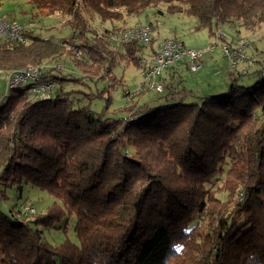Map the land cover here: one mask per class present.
I'll list each match as a JSON object with an SVG mask.
<instances>
[{"label": "trees", "instance_id": "trees-1", "mask_svg": "<svg viewBox=\"0 0 264 264\" xmlns=\"http://www.w3.org/2000/svg\"><path fill=\"white\" fill-rule=\"evenodd\" d=\"M5 1L12 0H0V8ZM25 4L23 41L0 37V73L68 57L80 77L47 66L60 73L48 98L37 97L35 82L0 92V202L14 189L20 199L24 185L58 201L34 222L18 217V205L9 214L0 208V264H264V69L248 71L259 79L244 86L238 81L248 74L231 68L237 75L230 73L226 93L188 102L196 96L184 83L194 73L181 63L159 78L162 93L142 83L141 93L108 112L110 88L122 83L114 67L127 62L142 70L157 54L155 36L123 45L110 38L134 27L133 18L162 5L195 18L211 36L223 26L239 28L232 44L243 30L264 27V0ZM57 14L68 38L37 32L40 20ZM136 24L155 29L153 22ZM96 98H106L101 113L92 108ZM223 191L235 203L218 211ZM71 216L76 242L52 244L45 231ZM204 237L211 241L198 246Z\"/></svg>", "mask_w": 264, "mask_h": 264}, {"label": "rangeland", "instance_id": "rangeland-1", "mask_svg": "<svg viewBox=\"0 0 264 264\" xmlns=\"http://www.w3.org/2000/svg\"><path fill=\"white\" fill-rule=\"evenodd\" d=\"M165 9L166 8L162 5L157 9H148L140 17L133 18L130 25L135 26L137 25L136 23L146 24L147 22H153L155 29L152 31H154V36L158 40L176 37L181 40L189 49L207 50L217 43L214 51H208L204 54L203 64L200 70L194 74H188L186 76L184 85L187 89L192 90L197 97L190 98L188 102L200 101V98H203L206 95L220 96L226 93L231 80L230 73L234 72L235 75H237V71L231 70V62L223 56L222 46L225 42L229 43L231 40L236 38L238 35L237 30L239 28L223 26L220 32L224 35V39L219 40L217 38V30L216 33L211 36L207 29H197V21L195 18L188 16L185 13L168 14ZM28 10L29 8L28 5L25 4V0L5 1L0 8V17L6 15V18H14L13 20L15 22L21 24L22 17L25 12H28ZM156 12L157 14H155ZM161 12L163 14H161ZM64 20L65 17L60 14L45 17L44 19L40 20L39 23H37L36 30L37 32L41 31L44 37H49L55 40L68 38V35H70V29L66 26H63ZM91 26L92 28H96L97 22L92 20ZM104 26L109 27L110 23H106ZM239 39H244L248 43L244 53L247 57L246 59H248L245 61L247 65L239 72H242V74H248V69H253L254 67V70L264 69V27L256 26L253 30H243ZM69 48L72 50L74 49L72 46ZM56 63H62L63 71H66V73H71L73 78L80 77L77 69L72 65L68 57H63ZM141 72V69L138 70L137 66H135L133 63L129 64L127 62H119L114 67V74L118 79H121L122 83L118 86H115L114 88H110L112 96V101L108 109L110 114L115 113V111L118 112L120 108L125 106L126 101L131 100L133 96L135 97V95L143 91V78L141 76ZM53 74L60 73L59 71L55 70L53 71L52 76ZM10 75L11 73L7 71L0 73V92L2 95L7 94L9 90ZM258 77L259 76L250 73L248 75L241 76L238 82L241 85L250 86L259 79ZM90 86L94 91H96L95 85L90 84ZM78 88L81 90L86 89L85 87L82 88L81 86H78ZM97 88L102 91L104 88L103 82H100L97 85ZM127 92L130 94L128 98L124 99L123 95ZM153 92L144 95V98L141 99V101L149 100L154 94ZM156 97L157 96H153L155 99ZM106 106V98H96L92 100V108L96 112H103L106 109ZM262 118L263 117H261V119ZM21 194L22 197L19 199V192L17 189L9 191L7 194L8 198L0 202L1 210L4 213L9 214L13 207L18 205L16 212L21 210L18 214V217H26L28 221L34 222L35 218L39 214L45 213L48 207H50L55 202H58L51 194H49V192L31 185H24ZM230 195V193L223 191L221 195L218 196L219 198L221 197L220 199L223 202L221 201L219 204H214V207H216L218 211H220L221 206H227L228 209L229 206L235 203V199L230 197ZM27 207L29 209L33 207L35 209V213L30 214L26 212ZM216 208L215 211H217ZM212 222L213 220L206 218V225ZM76 223L77 220L75 216L68 217L59 225H57L56 229L45 231V236L54 245H59L67 239L76 242V234L74 230ZM31 225L33 228L36 227L34 223ZM208 240L209 237H204V242H201L198 244V246H204ZM210 241L211 239L208 242ZM180 262L181 260L177 261V258H175V260L173 259V262L170 264H178Z\"/></svg>", "mask_w": 264, "mask_h": 264}, {"label": "built area", "instance_id": "built-area-1", "mask_svg": "<svg viewBox=\"0 0 264 264\" xmlns=\"http://www.w3.org/2000/svg\"><path fill=\"white\" fill-rule=\"evenodd\" d=\"M25 26L18 22H12L6 16L0 17V37H11L23 41L22 31ZM149 26L137 25L132 28L125 29L118 35H112L110 38L118 45H123L128 41H138L140 43H149L154 37V31ZM217 30V38L224 39V35ZM216 33V32H215ZM157 54L152 62L143 61L141 76L143 84L151 91L162 93L164 84L159 78L171 66L181 63H186L191 72L196 73L200 70L203 64L204 54L208 51L212 52L215 49L213 45L207 50H195L187 48L184 43L176 37L164 38L157 41ZM247 42L244 39H237L232 44L224 43L222 46L223 56L230 62L232 69H236L240 64L247 61L245 51ZM49 67L56 70L63 69L62 63L56 64H41L32 66L26 69L11 71L9 79V90L17 87L25 86L30 82L39 83L33 88L34 93L38 98H48L53 90L55 83L53 82L52 72L48 71ZM8 90V91H9ZM26 207V206H25ZM30 207V206H29ZM28 213H35V209L26 208Z\"/></svg>", "mask_w": 264, "mask_h": 264}, {"label": "crops", "instance_id": "crops-1", "mask_svg": "<svg viewBox=\"0 0 264 264\" xmlns=\"http://www.w3.org/2000/svg\"><path fill=\"white\" fill-rule=\"evenodd\" d=\"M219 29H221V28H219ZM247 64L244 62V63H242V64H240L237 68H236V70L239 72V71H241V70H243L244 68H245V66H246ZM251 69H249L248 71H250ZM229 71V70H228Z\"/></svg>", "mask_w": 264, "mask_h": 264}]
</instances>
